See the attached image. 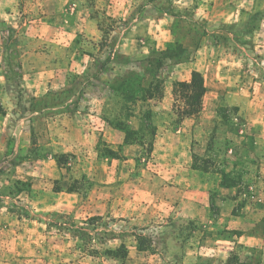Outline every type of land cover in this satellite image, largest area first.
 <instances>
[{
  "label": "rangeland",
  "instance_id": "rangeland-1",
  "mask_svg": "<svg viewBox=\"0 0 264 264\" xmlns=\"http://www.w3.org/2000/svg\"><path fill=\"white\" fill-rule=\"evenodd\" d=\"M31 1L0 10V264H264V0Z\"/></svg>",
  "mask_w": 264,
  "mask_h": 264
},
{
  "label": "crops",
  "instance_id": "crops-1",
  "mask_svg": "<svg viewBox=\"0 0 264 264\" xmlns=\"http://www.w3.org/2000/svg\"><path fill=\"white\" fill-rule=\"evenodd\" d=\"M66 2V0H32L31 3L34 6H39L41 8V11L43 13H47L45 16L43 15L42 17H45L46 20H51L47 25V21H43V23H45V25L43 27H50L52 26L51 24H56L57 23V18L55 17L54 12H59V10L61 9V7L64 5V3ZM19 4V0H0V10L1 11H5V10H14V7H16V5ZM50 25V26H49ZM194 68H192L191 70H193ZM196 70V69H195ZM154 123L158 124L160 126H162L161 122H158L156 119H154ZM94 129H90L89 128V133L92 132ZM98 134L102 133L105 137H107L108 135V139L112 137V139L117 135V142L122 143V133L117 132L116 130H114L113 128H111L110 126H105L103 124V126H101V128H99ZM94 132V131H93ZM114 140V139H113ZM112 140V141H113ZM116 142V141H113ZM158 146V145H157ZM158 148V147H157ZM192 173L194 176V180L196 179L197 175V171L196 169H192ZM177 172V173H176ZM190 168L187 169H183V170H176L173 168H167L165 169L162 174L159 176V180H161L162 178H171V177H176L180 180H184V184L186 183V178H184L185 175L189 174ZM188 185H190L191 187H193L194 190V194L195 196L197 195V198L195 197L193 199V205L195 206L196 204H200V194H201V186H202V182L199 180V182H192V185L190 182H187ZM189 202V201H188ZM195 257V256H194ZM197 260V259H196ZM183 261L185 262H195V260L192 261V259H190V255H185L183 256ZM196 262H200V260L196 261Z\"/></svg>",
  "mask_w": 264,
  "mask_h": 264
},
{
  "label": "trees",
  "instance_id": "trees-1",
  "mask_svg": "<svg viewBox=\"0 0 264 264\" xmlns=\"http://www.w3.org/2000/svg\"><path fill=\"white\" fill-rule=\"evenodd\" d=\"M5 24V23H4ZM10 36H13V40L10 42L13 46L18 45V37L15 29L11 25H5ZM9 42H7L8 44ZM149 89V88H148ZM173 92L177 94V100L180 104L177 106V114L180 117L194 116L200 112L202 108L203 96L206 92V85L204 77L198 70H191L190 77L188 80L175 81L173 83ZM235 109L237 107H234ZM123 143H128L126 137ZM74 235L81 236L82 231L77 228L73 229ZM225 264H229V260Z\"/></svg>",
  "mask_w": 264,
  "mask_h": 264
}]
</instances>
